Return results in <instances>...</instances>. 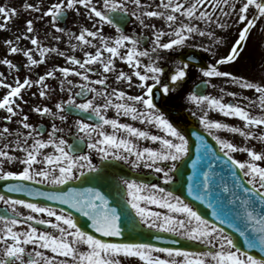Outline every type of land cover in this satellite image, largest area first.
<instances>
[{"label":"snow or ice","instance_id":"snow-or-ice-1","mask_svg":"<svg viewBox=\"0 0 264 264\" xmlns=\"http://www.w3.org/2000/svg\"><path fill=\"white\" fill-rule=\"evenodd\" d=\"M21 12L39 15L2 41L0 65L11 71H0V181L9 193L32 199L0 194L11 209L0 214V264H264V255L250 254H264V63H254L251 76L221 70L244 58L254 30L251 47L264 61V0H41L20 10L0 6V30ZM69 13L90 26L66 28ZM46 18L54 31L44 39L66 38L67 49L42 41L35 20ZM129 22L135 31L126 29ZM185 48L211 54L212 63L198 67L194 56H170ZM193 68L203 85L215 88L213 79L223 78L241 91H193L187 87ZM26 94L42 103L29 105ZM174 100L195 108L199 130L186 134L158 106ZM25 106L48 126L31 122ZM213 111L242 127L209 118ZM96 157L147 170L153 180L125 178L110 171L114 165L94 163ZM76 182L89 186H69ZM143 233L147 241L136 238Z\"/></svg>","mask_w":264,"mask_h":264},{"label":"rangeland","instance_id":"rangeland-1","mask_svg":"<svg viewBox=\"0 0 264 264\" xmlns=\"http://www.w3.org/2000/svg\"><path fill=\"white\" fill-rule=\"evenodd\" d=\"M25 2H32V3H35V4L39 5L41 3V0H0V6L17 7V9L20 10L22 8V5ZM38 15L39 14H37V13H23V12H21L19 16L13 17V19H11L8 22L6 29L0 30V57L5 55L4 48H3V45H2V41L5 38H13L15 35L21 34L24 31V28H25L24 21L26 19H28V18L38 17ZM3 22H4L3 21V17L0 16V23H3ZM35 26H36V29H37V32H38L39 36L41 37L42 41L46 45H48V46H59L62 49H67L68 48V44H67L66 38L64 40H62L61 42H59V44H57V42H55V41H51L50 39L49 40H45L44 39V33H45L46 30L49 33H52L54 31L53 29H51L49 27V25L47 23V18L44 21H40V20L36 19L35 20ZM82 26H90V25H88V22L83 17H77V16H75L74 13H69L68 14V20H67L66 28H70L71 30L75 31L78 27H82ZM225 31L227 32L229 30H225ZM105 32L110 34L112 32L111 27L110 26H106L105 27ZM235 35H236V28H232L230 30V34L226 37L228 39V41H229V44L234 39ZM256 40H258V39H256ZM205 43H207V41H205ZM20 46L21 47H26V46L27 47H31V45L29 44L28 41H22ZM253 49H254V52H256V55H257L256 59H251V60H249V62H245V58H243L238 63L233 64L230 67L229 66H221V70H231L235 74H238V75L239 74H244L246 76L255 75L256 73H255V69H253V64L255 63L256 66L259 67L262 63H264V61H262V59H261V54H260L259 48H253ZM227 50H228V46L224 45V46H221L218 49V52L220 54H226ZM200 51H201L202 55L204 54V56L209 61V63H212L213 57L211 56V54L205 53L202 50H200ZM174 53H170V56L173 59H177V57L173 56ZM75 54L77 56H82V53L79 50H77ZM243 57H244V53H243ZM8 58L12 59L14 62H26L24 60V58L19 56V55H15V56L8 55ZM52 59H53V57L49 56V60H52ZM170 61H171V59H169L167 61V63H169ZM55 62L59 63V64H63V58H58V59H56ZM123 66L124 65L118 63V67H123ZM43 70H44L43 66H41L38 69V71L41 72V73L43 72ZM0 71H4L7 74L11 70H9L6 65H0ZM13 74H15V73L13 72ZM25 74H26V70L21 69L19 75L21 77H23ZM35 75H36V73L33 72V76H35ZM8 79H9V81H11L12 80V75H9ZM200 79H202V77L200 76L198 71H196L195 68L191 69L190 70V78L188 79L187 87L192 90V86L196 82H198ZM212 83L216 85L215 88L210 87V89H209V93L212 94V95H218L220 88H227L229 91H233V89H237L238 88V87H236L234 85H225L223 78H214ZM2 91L3 90L0 89V92H2ZM237 91H241V90L237 89ZM244 95L248 96L250 99H255V95L256 94H254L251 90H247ZM25 99L28 100V104L29 105H35V104L42 103V101L38 97H31L28 94L25 95ZM228 99H232V98L231 97H225V101L228 100ZM176 101H177L178 105L180 104L179 106H181V109L185 110L187 112V114L192 119H196V117H193L191 115V111L195 110V108L191 104H189L186 100H184V101L176 100ZM246 103H247V101H246ZM255 110L256 109H253V111H255ZM209 118L218 119V120H221L222 122H227V123H229V124H231L233 126L242 127V122L239 121L238 119L224 117V116H222V114H220L218 112H215V111L209 113ZM196 121H197V119H196ZM257 131H259V130H257ZM221 135H223V136H225L227 138L233 139L234 142H236L238 144L243 143V139L241 137H239L238 135L229 134L227 132H222ZM254 143L256 144L257 148L261 147L259 142H254ZM238 156L241 157V158H244L243 154H238ZM194 244H197L200 247V249H201V246L198 243H194Z\"/></svg>","mask_w":264,"mask_h":264},{"label":"flooded vegetation","instance_id":"flooded-vegetation-1","mask_svg":"<svg viewBox=\"0 0 264 264\" xmlns=\"http://www.w3.org/2000/svg\"><path fill=\"white\" fill-rule=\"evenodd\" d=\"M126 29L135 31L136 30V26L133 25L131 22H129V24L127 25V28ZM256 39H258V33H256V31L254 30L253 35H252V39L249 41V45L250 46L247 47L245 49V52H244L245 62H249V60L256 59L257 58L256 52H254V49L251 47V44L254 41H256ZM186 49H189V48H186ZM180 52H181V50L175 52L173 56L178 58L179 57L178 55H179ZM171 63H172V60L169 63H167V64L170 65ZM123 67H125V66H123ZM158 94H159V91H158ZM230 100L231 99L226 100L225 102H228ZM241 103H246V101H241ZM179 105L177 104V101L174 100V101H171V102L162 104V106H163L162 110L165 111L166 115H168L169 118L183 130V125L185 123L189 122L190 119H189V115L187 114V112L185 110L181 109V106H179ZM164 107H172V108L174 107L176 109H179L181 111V113L178 114V115L172 116L171 114H169L164 109ZM24 111H25V113H28L29 114L30 121L31 122H33L35 124H41V125H43L45 127L48 126L49 122L47 120H45V119L37 116L36 114L30 113L28 106H25ZM108 114L110 116H114V113L113 112H109ZM122 119L123 120H127L128 118H122ZM128 122H131V121H128ZM12 127H16V125H12ZM152 131H155V129H152ZM68 138H69V140L71 142V137H68ZM94 163L101 164V165H104V164L114 165L110 169V171H114V172L118 173L119 175L124 176L125 178H135V179L153 180V177H151L148 174L147 170L132 171L128 166L124 165L123 162L116 163V162H112V161H100L99 158L96 157V158H94ZM18 167L19 166H17V169H15V170H18ZM0 182H3V181H0ZM15 182L16 181H13V183H15ZM85 186H89V185H87V184H81L80 182H76V185H75V187H85ZM172 186H170V187H172ZM36 187H43L45 190H49L47 188V186L36 185ZM5 189H6V187L5 186H2L1 183H0V194H3L5 196H8L9 194L6 193ZM14 198L32 199V198H29V197L27 198V196L25 194H23V193H14ZM36 202H39V203H47V201H44L42 198L37 199ZM0 210H2L3 213L7 212V213L10 214V212H11V209L10 208H7L3 204V202H0ZM19 210L21 212H23L24 214H27V212H28L27 209H24L22 207H20ZM37 227L38 228H41V229H44L46 226L37 225Z\"/></svg>","mask_w":264,"mask_h":264},{"label":"water","instance_id":"water-1","mask_svg":"<svg viewBox=\"0 0 264 264\" xmlns=\"http://www.w3.org/2000/svg\"><path fill=\"white\" fill-rule=\"evenodd\" d=\"M186 56H194V57L196 58V60L198 61V65H199V66H204V65L207 64V63L204 61V59H202V57H201V55L199 54V52H197V51H195V50H193V49H192V50H189V51H187V52H183V53L181 54V56H180V59H184ZM207 88H208L207 85H203V84H201V83L199 82V83H197V84L194 85V89H193V91H198L200 94H205ZM156 98H157V97H156ZM157 101L159 102V99H157ZM158 105L161 106L160 104H158ZM167 109H168V111H169L171 114H173V115H174V113H176L175 109H169V108H167ZM184 130H185L186 134H188V133L191 132V131H197V130H199V128H198V127H195L193 123H189V124H185V126H184ZM209 142H210V143H214L213 141H211V138H209ZM186 174H187V173H186ZM174 188H175V185H174L173 189H174ZM179 194H180V193H179ZM185 198H186V199H189V200L191 199L190 197H187V196H186V193H185ZM201 211H204V208H203V207H201ZM208 212H209V214H210V210H208ZM76 215L78 216V214H76ZM78 218L80 219V224H81V226L83 227L84 224H85L84 218H81V217H79V216H78ZM88 230H90V229H88ZM133 235H135V234H133ZM233 235H234L235 238L238 239L239 243H240L241 246H242V238H239L238 235L235 234V233H234ZM127 236H128V233H125V237H127ZM136 238L139 239V240L147 241V240H148V234H147V233H143V234L138 235ZM170 238H174V237H170ZM121 239H122V238H121ZM151 242L158 243V244H160L161 246H171L170 244H167V243H165V242H161V241H151ZM181 243H182V244H187L188 242H186V241H182ZM189 246L191 247V249H199V247H197V246H196L195 244H193V243L190 244ZM250 254L257 255V256L264 255V254L259 253L258 250H250Z\"/></svg>","mask_w":264,"mask_h":264}]
</instances>
